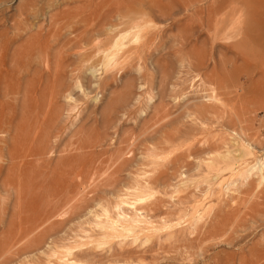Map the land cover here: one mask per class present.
I'll return each mask as SVG.
<instances>
[{
	"label": "rangeland",
	"instance_id": "374dc122",
	"mask_svg": "<svg viewBox=\"0 0 264 264\" xmlns=\"http://www.w3.org/2000/svg\"><path fill=\"white\" fill-rule=\"evenodd\" d=\"M26 1L0 0V264H264V0ZM90 4L124 14L64 15Z\"/></svg>",
	"mask_w": 264,
	"mask_h": 264
},
{
	"label": "bare ground",
	"instance_id": "6f19581e",
	"mask_svg": "<svg viewBox=\"0 0 264 264\" xmlns=\"http://www.w3.org/2000/svg\"><path fill=\"white\" fill-rule=\"evenodd\" d=\"M96 1V0H95ZM128 0H126V2H127ZM31 2H32V0H27L26 1V3H24V5L25 6H23V8H22V19H23V15H25L26 14V6L28 7V6H30L31 5ZM125 2V1H124ZM101 3V2H100ZM86 4H88V2L86 3ZM93 4V3H92ZM131 4V3H130ZM98 6H99V4H97V5H89L88 7H89V9H83V10H80V11H76V12H74L71 16H69L67 13L65 14L64 13V15L66 16V18H69V19H84V20H88V19H90V20H97V21H100V22H103V21H107V20H110V19H113V18H115V17H120V16H122L124 13H122L123 12V10L124 9H120L119 7H117V6H115V5H111V6H109L108 7V10H106V8L105 7H107L108 5H105V6H103V8L101 9V10H99L98 9ZM123 8V7H122ZM103 10V11H102ZM127 11H128V9H127ZM129 11H130V8H129ZM215 12V11H214ZM129 13V12H128ZM69 16V17H68ZM44 18L46 17L47 19H48V23L50 24L54 19H56V17L55 16H43ZM122 18V17H121ZM23 21V20H22ZM82 22L83 21H80V23L82 24ZM90 22V21H89ZM94 22H96V21H94ZM84 23H86V22H84ZM91 23V22H90ZM83 25V24H82ZM85 25V24H84ZM86 25H88V22H87V24ZM50 27H51V25H50ZM50 27H48L45 31H46V33H48V32H50L52 29L50 28ZM90 29V28H89ZM67 30V29H66ZM69 33V32H68ZM95 34V33H94ZM68 35V34H67ZM64 36V35H63ZM66 36V35H65ZM69 65L67 64L66 66L65 65H63L61 62H59V64H57L56 66H55V68H54V74H55V72L56 71H58V70H61L62 68H64V69H67L66 67H68ZM60 67H61V69H60ZM51 70V67L49 68L48 67V70ZM50 72V71H49ZM48 73V72H47ZM53 73H50V75L51 74H53ZM59 73V72H58ZM58 75V74H57ZM56 75V76H57ZM65 76V75H64ZM63 78V77H62ZM67 98V97H66ZM0 133H2L3 135H5L6 137H8V131H3V130H1L0 131ZM5 141L4 142H7V140H6V138L4 139ZM9 156V155H8ZM11 158V157H10ZM13 159V158H12Z\"/></svg>",
	"mask_w": 264,
	"mask_h": 264
}]
</instances>
